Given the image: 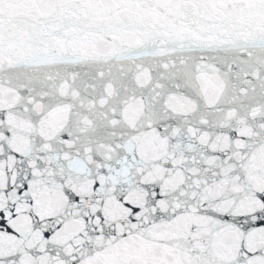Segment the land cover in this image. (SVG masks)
Returning <instances> with one entry per match:
<instances>
[{"label":"snow or ice","instance_id":"1","mask_svg":"<svg viewBox=\"0 0 264 264\" xmlns=\"http://www.w3.org/2000/svg\"><path fill=\"white\" fill-rule=\"evenodd\" d=\"M0 264H264V0H0Z\"/></svg>","mask_w":264,"mask_h":264}]
</instances>
